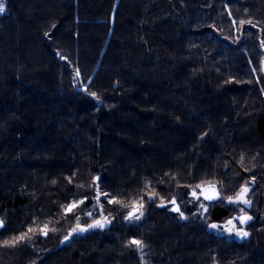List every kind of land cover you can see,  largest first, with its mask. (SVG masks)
<instances>
[{
  "label": "trees",
  "instance_id": "trees-1",
  "mask_svg": "<svg viewBox=\"0 0 264 264\" xmlns=\"http://www.w3.org/2000/svg\"><path fill=\"white\" fill-rule=\"evenodd\" d=\"M262 42L264 0H6L0 264H264ZM173 175L220 181L227 195L247 180L249 236L208 226L232 215L221 203L207 216L181 207L182 219L146 199L130 222L103 197L111 224L71 232L76 215L92 221V177L127 203L145 179L166 199L185 197ZM85 195L83 211L65 217L60 206ZM33 220L57 231L2 244ZM132 237L142 251L126 246Z\"/></svg>",
  "mask_w": 264,
  "mask_h": 264
},
{
  "label": "snow or ice",
  "instance_id": "snow-or-ice-1",
  "mask_svg": "<svg viewBox=\"0 0 264 264\" xmlns=\"http://www.w3.org/2000/svg\"><path fill=\"white\" fill-rule=\"evenodd\" d=\"M4 11V7L0 6V12ZM230 14V13H229ZM233 24L236 23L235 20L232 21ZM239 23L241 25L247 23L252 24L251 20H240ZM264 43V42H262ZM264 70V69H262ZM77 75H79V71H77ZM92 96H97L96 93H91ZM99 98V97H97ZM243 157H241V162ZM227 167V165H225ZM248 171V169H245ZM75 175V173L73 174ZM165 175H169V173H165ZM68 182L71 184L73 182L72 177L66 178ZM172 180L175 181V187L177 189L183 188L185 189V195L190 196L192 198V203L196 205L199 209V214L207 216L210 212V203L217 202L224 205L226 211H235V208H229V206L240 205L241 203L251 207L252 201L247 199V194L250 189L248 187V181L245 180L243 184L240 185L239 190L234 192L231 195H227L226 189L223 188L222 183L220 181L212 180V179H200L198 183L195 184H180L178 182V178L176 175L172 176ZM100 176H94L91 178L90 186H94V195L91 197L92 200L95 201L93 207L98 208L100 212V218H93L91 223L81 224L80 216L76 215V226L71 229V232H87L90 229L104 228L107 225L111 224V220L105 216L104 213V203L101 202V198L103 197L104 202L109 205H118L120 208L128 209L127 214L123 217V219L127 221L139 220L144 216L145 209V201H150L155 203L157 199H159L160 203L157 205L158 207H166L167 205L173 206V211L179 213L182 219H188L185 216L184 212L181 211L180 204L177 202V196L172 195L170 199H166L160 192H158L154 187H152V181L145 179V183L143 188L138 191V194L135 198L131 199L129 202H125L122 198L121 193L111 194L106 191H102L100 187ZM252 182H255V177H252ZM55 183V181H53ZM158 184H163V179L157 181ZM77 188H83V184H77ZM89 196L85 195L81 199L76 200L72 199L66 205H61V209L63 211V215L66 217L68 214H75L77 211H83V207L88 201ZM214 206V205H213ZM84 215L88 217H92V212H84ZM114 219V217H113ZM252 216H250L243 208H239L238 215H230L227 216L222 223L220 222H212L209 223V227L212 229H222L227 231L230 234H235L240 238H245L249 236V232L245 230L244 227L238 225H247L251 220ZM5 227L4 219L0 217V229ZM49 231L56 232V228H49L48 223H44L41 225H36L35 220H33V224L27 227L26 231L20 232L18 235H13L8 239L2 241L4 246L15 247L18 244L30 240L32 235L36 233H41L45 237L48 236ZM69 237L65 236L64 239L67 240ZM126 246L131 247L135 246L137 250H141L146 246L143 240L132 237L127 241Z\"/></svg>",
  "mask_w": 264,
  "mask_h": 264
},
{
  "label": "rangeland",
  "instance_id": "rangeland-1",
  "mask_svg": "<svg viewBox=\"0 0 264 264\" xmlns=\"http://www.w3.org/2000/svg\"><path fill=\"white\" fill-rule=\"evenodd\" d=\"M0 5L3 6L4 10H5V8H6V0H0ZM263 69H264V65H263ZM263 74H264V70H263ZM248 187H249L250 191L247 194V199H250L252 201V203H253V200L251 199V197L249 198V196H251V184L250 183H248ZM191 201H192V198L190 196H187V195H185V197L181 196L180 198L177 199V202L180 204V207H182L183 209H185V207H189V206H191L190 208H192L194 204ZM194 207H195V205H194ZM248 207L249 206L244 205L242 203L240 205H236V206H229V208H235V211H231L232 215H238L239 214V208H243L245 210V212L248 213ZM90 212H92L93 215H92V217H88L87 216L88 218H91V219H93V218L99 219L100 218V212H99L98 208L93 207L90 210ZM133 221H137V220H133ZM109 225H107L106 227H108ZM239 226L244 227L245 230H246V227L244 225L243 226L239 225ZM106 227H104V228H106ZM104 228H102V229H104ZM97 229H101V228H97ZM225 234L228 235V237L231 238V239H233V237L234 238H238V239H243V238H240V237L236 236L235 234H230L227 231H225Z\"/></svg>",
  "mask_w": 264,
  "mask_h": 264
}]
</instances>
